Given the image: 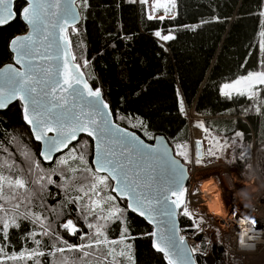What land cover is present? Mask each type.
I'll return each instance as SVG.
<instances>
[{"label": "snow or ice", "instance_id": "snow-or-ice-1", "mask_svg": "<svg viewBox=\"0 0 264 264\" xmlns=\"http://www.w3.org/2000/svg\"><path fill=\"white\" fill-rule=\"evenodd\" d=\"M127 3L146 6L147 21L176 19L177 0ZM80 6L86 11L89 0H80ZM160 10L163 15H157ZM258 15L257 60L247 67L246 59L240 65L243 71L219 83L218 91L225 100L245 98L249 104L242 114L254 111L260 116L264 3ZM80 17L76 0H0V30L15 24L23 29L7 42L14 63L0 68V109L17 101L20 119L37 142L35 151L27 146L18 149L20 164L6 147V155L0 157V264H138L136 241L145 238L167 264H194L175 224L177 210L185 203L184 165L193 162L188 144L173 137V153L165 138L151 134L140 116L121 115L104 99L102 88L89 83V78H96L91 73L86 78L82 69L91 61L83 53L76 56L68 33L71 26L78 34L75 24ZM204 23L208 21H200ZM145 27L155 29L152 35L158 41L176 39L172 29L165 32L155 23ZM183 27L195 30L197 25ZM135 36L117 39L130 41ZM175 96L179 114L187 117L179 89ZM195 126L209 132L202 121ZM137 130L156 143L146 144ZM235 137L243 139L244 133L237 131ZM213 141L219 147L228 144L225 140L221 145L216 137L209 144ZM250 148L241 151V159ZM206 151L215 154L212 147ZM200 156L197 147L194 163L202 162ZM50 198L55 203L49 204ZM183 215L191 216L187 207ZM143 221L153 226L151 231L143 228ZM73 238L78 240L70 242Z\"/></svg>", "mask_w": 264, "mask_h": 264}, {"label": "trees", "instance_id": "trees-1", "mask_svg": "<svg viewBox=\"0 0 264 264\" xmlns=\"http://www.w3.org/2000/svg\"><path fill=\"white\" fill-rule=\"evenodd\" d=\"M262 3L264 0H177L176 19L173 21L168 17L159 23L147 21V8L140 4H129L127 0H89L90 7L86 11L79 5L83 20L77 26L78 34L71 32L69 37L76 56L83 53L91 61L90 67L83 70L86 77L89 73L95 76L96 79L89 78V82L102 88L104 99L110 106L118 109L121 115L131 113L140 116L151 134L164 135L172 147V138L176 136L187 144L191 141L188 117L178 112L177 89L187 111L192 110L201 117L209 131L224 137L242 132L246 144L251 143L254 133L258 142L264 143L260 116L251 113L246 117L248 122L242 119V110L248 107L249 102L245 98L225 100L218 91L219 83L243 71L240 65L246 59L247 67L257 60L258 13ZM213 17H219V20H213ZM201 20L208 23L200 24ZM153 23L165 32L174 30L176 39L158 41L152 35L155 29L145 27ZM183 25L197 27L192 30ZM22 30L20 24L0 30V68L13 62L7 42ZM131 33H136L133 40L117 39ZM81 41V47L77 48ZM161 43L164 48L160 47ZM117 123L126 126V122ZM137 133L146 141L153 142L142 131L137 130ZM18 141L35 151L37 143L20 119L17 102L0 112V154L5 147L15 149L13 147ZM235 165L244 168L238 159ZM258 169L264 176V144L258 157ZM53 189L55 196L56 190ZM48 203L55 201L50 198ZM180 223L182 231H194V224L189 219L180 216ZM143 228L152 230L145 221ZM53 229H56V223ZM57 230L63 232L62 229ZM76 240L78 238L70 242ZM203 242H200L199 252L212 253L216 264H231L228 253L218 241L209 245ZM136 256L138 264H167L163 255L150 247L147 238L136 241ZM197 261L205 264L201 257Z\"/></svg>", "mask_w": 264, "mask_h": 264}, {"label": "built area", "instance_id": "built-area-1", "mask_svg": "<svg viewBox=\"0 0 264 264\" xmlns=\"http://www.w3.org/2000/svg\"><path fill=\"white\" fill-rule=\"evenodd\" d=\"M191 139L193 162L191 163L189 184L192 186L197 182V173L193 175L195 170H198V173H200L202 171L224 168L228 175V180L232 185L231 189H233V193L237 190L239 195L233 194L232 198L229 199V205H226L227 196L225 198L221 193L227 215L225 218H220L208 215L205 217V210L203 211L205 206H203L204 200L201 197V191L199 190V194L197 195L190 192V201L196 206V217L205 219V224L199 230L203 238L196 241L194 234L182 236L187 239L191 247L195 246L197 248L200 242H209L208 235L205 232L206 226H209L218 232V243L228 253L231 264H254L264 256V176L257 170L254 162L255 170L251 179L249 181L242 179L243 177H240V175L242 176V172H240V175H238L240 179L238 180L224 163L212 161L199 133H192ZM195 139L201 141L200 145H196ZM197 147H199L201 153L200 158L202 162L200 164L194 163ZM211 166L216 168L209 169ZM187 188L188 186L186 187V191H188ZM256 188H259V190ZM242 199H244V202H240Z\"/></svg>", "mask_w": 264, "mask_h": 264}, {"label": "rangeland", "instance_id": "rangeland-1", "mask_svg": "<svg viewBox=\"0 0 264 264\" xmlns=\"http://www.w3.org/2000/svg\"><path fill=\"white\" fill-rule=\"evenodd\" d=\"M150 2H151V0H150ZM79 5H80V3H79ZM175 12H176V9L174 10V13ZM163 14L164 13L162 10L157 12V15H163ZM71 32L72 31L70 29L68 32L69 36H70ZM262 104H264V102H262ZM187 112H188L187 117L189 120V126H190L191 134L195 133V132L199 133L202 136V139L205 143L206 148L208 149L209 147H212V150L215 153L214 155H210L212 161L214 160L215 162H218V163H224L229 169H231V168L239 169L240 171H242L244 173V175H242L243 176L242 179H244L246 181H249L251 179L252 175L254 174V170H255L254 169V162H255V166H256L257 170L259 171V169H258V157L260 154V150L263 148L264 143L258 142V138L256 135H254V133H253V138H252L251 143H248V144H246L243 139H241L239 137H235V135L232 137H224L223 135L216 134L214 131H209L206 134L202 129L195 126L198 121H202L205 124L204 120L199 118L198 116H196L194 113H193V115H194V117H193L191 115L192 110L191 111L188 110ZM251 113L256 114L254 111H249V113L247 115H250ZM247 115L242 116V119L246 122H248L246 119ZM195 116L198 117L199 119L196 118ZM259 121H260V126H264V115H260ZM206 136H207V138H205ZM212 137H216L219 140V143L221 145H223L225 140H227L228 141L227 146L226 147H219L216 145L215 141H213L212 144L210 145L209 140H211ZM195 140H198V139H195ZM233 140H235V143H233ZM248 145H251V148L247 150L245 158L241 159L240 153H241V151H245V149L247 148ZM23 147H25V145H22V143L18 141L13 147V148H15V149H13L15 152H13V150L7 148L8 152L12 154L11 158L14 159L17 162V164H20L22 161V157L20 156L18 149H21ZM1 150H2L1 151L2 154H0V157H3L6 155V153L3 152V149H1ZM188 150H189V156L192 159L191 141L188 144ZM249 153H250V155H249ZM178 158H180V157H178ZM180 159H182V158H180ZM237 159L240 160L244 164L243 169H240L239 167H237L235 165V162ZM186 165H188L190 170H191V163H187ZM209 169H214V168H209ZM234 176L238 180L240 179V177L238 176L237 173H235ZM228 179H229L228 175L226 174L224 168H217L214 170L202 171L200 173L197 172V175H196V181L197 182L195 185H192V186H191V184L188 185V188H187L188 191H186V193H185V203H184V205L181 206V210H180V216H183V217L189 219L190 221H192V223L194 224V231H189L187 229H184L183 231L181 230L182 235L188 236L189 234H194L196 237V241H199V237L203 238V235H201L199 233V230H201V227L205 224V219H203L202 217H196V212H197L195 209L196 206H194L192 204V202L190 201V198H189L190 192H193L195 195H197V194H199V190H201L202 194H204L203 190L201 189V183L202 182L206 183L209 181V182L215 183L216 185H218V187H220V195L222 193L223 197L227 196L226 205H229L228 204L230 201L229 199L232 198L233 194H235V193L237 195H239V194H238L237 190L235 191V193H233V189H231L232 185L230 184ZM53 188H55V187L53 186L51 190H54ZM55 190L56 191L54 192V195H56V192H57L56 188H55ZM193 198H194V196H193ZM220 198L222 199L221 196H220ZM240 202H244V199L240 200ZM203 206H205V205H203ZM184 207L188 208L189 212L191 213L190 217L183 215V208ZM204 210H205V212H204L205 217H207L208 214L206 212L205 207L203 208V211ZM45 215H47V213H45ZM54 224H55V222L53 223L52 227L54 226ZM205 232L208 235L209 242L204 241L203 242L204 244L209 245L213 241H218V239H217L218 238V232L216 230H213L209 226H206ZM199 246H200V243L198 244L197 249ZM197 251L199 252L200 250H197ZM254 264H264V256L261 260L256 261Z\"/></svg>", "mask_w": 264, "mask_h": 264}, {"label": "water", "instance_id": "water-1", "mask_svg": "<svg viewBox=\"0 0 264 264\" xmlns=\"http://www.w3.org/2000/svg\"><path fill=\"white\" fill-rule=\"evenodd\" d=\"M66 2V0H65ZM79 3H80V0H76V6H77V10L80 11V8H79ZM81 13V12H80ZM83 18H82V14H81V17L78 19L77 23L75 24V27L79 26L82 22ZM71 29V26L69 27L68 29V32L69 30ZM14 63V61L12 62ZM3 67V66H2ZM1 67V68H2ZM16 67H19V65H16ZM83 70V69H82ZM87 78V77H86ZM90 83V82H89ZM91 84V83H90ZM104 97V96H103ZM15 103H17V101H14L11 105H9V107L7 109H0V112H4L6 110H8L12 105H14ZM114 119V117H113ZM117 122V121H116ZM131 130V129H130ZM137 135H139L137 133ZM156 136H160V137H164L165 138V141L167 143V145L172 149L173 153H174V148L172 147V145L169 143V141L167 140V138L164 136V135H156ZM141 139H143L145 141L146 144H155L156 141L153 140V142H148L146 141L143 137H141ZM36 142V141H35ZM37 143V142H36ZM177 159H180L177 157ZM181 160V163H184ZM47 165V163H45ZM185 167V172H184V178L182 180V184H183V187L186 189V187L188 186L189 184V181H190V168L188 165H184ZM180 209L177 210V215L175 217V224H176V228L179 229V232H178V236H182V233H181V223H180ZM147 224L148 222L145 221ZM151 228H153L152 225L148 224ZM170 226V225H169ZM184 247L188 250V255H190L191 257V260L194 262V264H198V258H202L203 261L205 262V264H216V258L215 256L212 254V253H206V254H203L202 252H198L197 251V248L195 246H190L187 239L184 238ZM192 249H195V251H192ZM161 255H163L162 253H159Z\"/></svg>", "mask_w": 264, "mask_h": 264}, {"label": "bare ground", "instance_id": "bare-ground-1", "mask_svg": "<svg viewBox=\"0 0 264 264\" xmlns=\"http://www.w3.org/2000/svg\"><path fill=\"white\" fill-rule=\"evenodd\" d=\"M191 115L194 117L193 113ZM196 118H198V117H196ZM214 166H216V165H214ZM214 166H211L210 168H216ZM197 172H198V170H195L193 175ZM201 189L204 192V194H202V192H201V197L204 200V205H205V209H206L207 214L209 216H217L220 218H225L226 217V212H225L226 210L224 209L225 204L223 203V200L220 198V196H221L220 195V187H218V185H216L215 183L208 181L206 183H203V182L201 183ZM256 189L259 190V188H256ZM260 192H261V189H260ZM192 198H193V196H192Z\"/></svg>", "mask_w": 264, "mask_h": 264}, {"label": "crops", "instance_id": "crops-1", "mask_svg": "<svg viewBox=\"0 0 264 264\" xmlns=\"http://www.w3.org/2000/svg\"><path fill=\"white\" fill-rule=\"evenodd\" d=\"M213 162H215V161L213 160ZM230 170H231V172L233 173V175H235V173H237L238 175H240V172H242V171H240L239 169H236V168H231ZM242 175H244L243 172H242ZM234 177H235V176H234ZM240 177H243V176L240 175ZM235 178H236V177H235Z\"/></svg>", "mask_w": 264, "mask_h": 264}]
</instances>
